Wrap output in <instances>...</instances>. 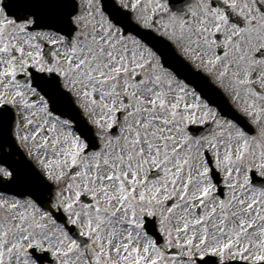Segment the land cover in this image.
Masks as SVG:
<instances>
[{"label":"snow or ice","instance_id":"obj_1","mask_svg":"<svg viewBox=\"0 0 264 264\" xmlns=\"http://www.w3.org/2000/svg\"><path fill=\"white\" fill-rule=\"evenodd\" d=\"M0 264H264V0H0Z\"/></svg>","mask_w":264,"mask_h":264},{"label":"water","instance_id":"obj_2","mask_svg":"<svg viewBox=\"0 0 264 264\" xmlns=\"http://www.w3.org/2000/svg\"><path fill=\"white\" fill-rule=\"evenodd\" d=\"M224 104V103H223ZM223 106H226L225 104Z\"/></svg>","mask_w":264,"mask_h":264}]
</instances>
